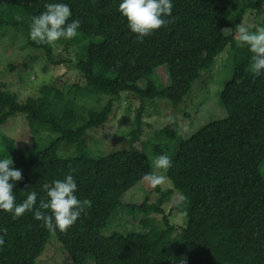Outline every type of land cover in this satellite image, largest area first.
<instances>
[{
  "label": "trees",
  "instance_id": "16d2710c",
  "mask_svg": "<svg viewBox=\"0 0 264 264\" xmlns=\"http://www.w3.org/2000/svg\"><path fill=\"white\" fill-rule=\"evenodd\" d=\"M51 2L68 4L69 20L80 21L76 37L54 42L56 47L59 41L64 43L65 52L69 45L75 47L71 49L73 58L58 55L55 59L52 44H38L29 38L32 17ZM118 3L0 0V12H9L5 20L0 15V29L6 27L0 37L8 39L5 52L17 50L22 57L29 49L42 54L50 65L71 63L83 81L79 87L57 78L43 80L39 94L22 101L7 89L5 80L0 82V130L18 114L23 115L26 126L24 131L22 124L23 133L15 138L0 133V158L9 156L12 167L21 172L13 188L15 201L20 203L28 192L36 191L39 202L45 198L42 185L63 179L71 170L77 198L89 202L63 233L43 228L31 212L16 219L0 212V238L4 241L0 264H36L51 235L72 264H87L89 260L93 264H264V180L259 172L264 160V72L252 73V53L247 46L238 49L239 41L234 38L237 25L248 12L255 13L256 20H264V0H172L168 23L139 41L119 15ZM226 29L232 33L224 35ZM82 40L89 42L78 51ZM227 45L239 52V58L220 93L225 117L179 142L169 158L171 166L164 171L172 188L163 191L154 187L160 195L155 204L145 193L140 205L124 206L122 195L145 183V173H154L146 155L133 147L141 134V109L129 131V149L93 156L84 147L86 132L104 126L121 94L178 105L200 72L212 68ZM82 52L85 57L79 60ZM14 61L4 70L20 66V87L27 89L30 84L27 86L22 77L31 71L34 81L36 64L24 60L15 67ZM159 67L168 72L167 87H160L152 78ZM139 82H146V88L140 89ZM97 96L105 97L103 105L80 109V99L98 101ZM41 126L57 136L39 148L33 146L31 133ZM176 130L174 123L166 125L160 137L169 139ZM63 142L75 147L73 156L58 155L57 148ZM172 192L183 198L186 224L177 227L178 238L165 246V239L177 229L161 209ZM129 206L144 214L162 215L164 228L142 217L146 226L140 232L103 236L102 229L111 215L118 207L124 211Z\"/></svg>",
  "mask_w": 264,
  "mask_h": 264
},
{
  "label": "rangeland",
  "instance_id": "374dc122",
  "mask_svg": "<svg viewBox=\"0 0 264 264\" xmlns=\"http://www.w3.org/2000/svg\"><path fill=\"white\" fill-rule=\"evenodd\" d=\"M6 8V7H4ZM7 10V9H3ZM2 10V11H3ZM3 20L7 19L9 12H0ZM255 13L248 12L244 15L243 20L238 25H250L251 30H255V27L264 24V20L254 19ZM13 14V18H14ZM16 18V17H15ZM14 18V19H15ZM260 21V22H259ZM259 22V23H258ZM6 27H2V30ZM232 32L230 29L223 31L224 35H230ZM76 37V35H75ZM234 38L238 41V35L236 30L234 31ZM97 38L93 39V41ZM8 39L0 37V44L4 46V49L0 45V82L6 81V87L8 90L14 91L17 94L18 101L24 100L27 96H37L39 94L40 86L43 83L53 80L51 78H57L60 82L66 84L76 83L79 87H83V81L77 75L78 73L74 69L71 63H64L59 66L50 65L46 60H43L42 54H34L31 50L27 49V54L21 56V53L16 51L5 52V45ZM82 43L77 46L79 51L80 47L87 44L89 40H82ZM238 49L240 48L239 42ZM68 46V50L64 51L65 44L59 41V46L53 47V57L58 59L59 56H64L65 59L73 58V50L75 47ZM12 56V57H11ZM34 57V58H33ZM81 57V58H80ZM80 59H83L84 52L80 55ZM239 58V52L236 49H232L230 45H227L223 51L216 57L214 65L209 70H203L200 72L199 77L193 82L190 91L184 97L181 103L176 106H171L170 103L164 100H148L139 99L130 94H121L118 101L114 105L112 115L104 126L96 129H90L86 132L88 135L85 140V146L87 152L93 156H105L113 151L129 149L128 145L130 136L129 131L133 127L135 115L139 109H141V134L138 140L134 143V148L138 151H142L149 160L150 165L153 168V160L160 154H167L170 158L174 152V149L178 146L179 142L189 138L192 134L198 131L203 126L221 120L225 117V110L220 102V93L225 83L231 78L234 68L235 60ZM37 59V60H35ZM19 66L22 61H26L27 64H36L33 66V73L36 79L32 81L30 78L31 71H28L23 75L24 83L30 86L27 89L20 87V79L18 78V69L10 71L4 70V66L11 64ZM74 64V63H73ZM45 76L46 78H41ZM50 76V77H49ZM152 78L160 87H167L170 84V79L167 70L164 67H159L153 72ZM33 85V86H31ZM40 85V86H39ZM137 86L140 89L146 88V82H139ZM105 96V95H104ZM104 96H97L95 99L83 98L79 100V107L82 110L89 109L95 106H101L105 103ZM107 97V96H106ZM82 112V111H81ZM85 114V111L82 112ZM23 115L18 114L9 119L4 126H2L0 133H6L8 136H21L23 133L22 124H24V131L26 130L25 120ZM18 122H21V127L18 126ZM171 123H174L177 127L175 133L168 138L160 137L161 130ZM35 131H32L33 146L42 147L56 138V134L51 132L47 127H36ZM4 135V134H3ZM153 137V138H152ZM160 137V138H156ZM58 155L63 157L73 156L76 153V149L73 146L63 142L57 148ZM154 169V174H162L165 176L164 170ZM260 175L264 180V160L259 167ZM166 177V176H165ZM163 191L171 189V183L166 178L162 184L158 185ZM145 189V190H143ZM145 191V192H144ZM145 193L148 195V201L150 203H156L160 197L159 193L155 191L154 187H150L148 183H138L132 189L125 192L120 201L124 206L127 205H140L145 200ZM182 197L177 192H172L169 199L161 206L164 215L169 216L168 222L171 225L177 227H184L186 224L185 206L182 203ZM182 203V204H181ZM178 208L176 209V206ZM140 210L137 211L135 207H127V210L118 209L111 215L110 220L106 226L102 229L103 236H109L112 233L126 234L130 232H140L143 229L144 222L142 223V217L146 220L151 219L155 221L160 227L164 228L162 222V215L157 213H148ZM145 220V221H146ZM179 236V228H177L170 236H168L164 243L165 246H169L172 241ZM54 249V250H50ZM52 256H55L52 258ZM36 264H72L68 258V255L60 248L54 235L50 236L45 250L42 255L37 259ZM87 264H93L91 260Z\"/></svg>",
  "mask_w": 264,
  "mask_h": 264
},
{
  "label": "clouds",
  "instance_id": "9594fccd",
  "mask_svg": "<svg viewBox=\"0 0 264 264\" xmlns=\"http://www.w3.org/2000/svg\"><path fill=\"white\" fill-rule=\"evenodd\" d=\"M172 10V0H119L117 11L124 18L126 27L139 41L151 35L155 30L168 23ZM68 4L51 2L44 5V11L33 16L29 26V38L41 44H52L60 39L70 40L80 28L78 19H71ZM236 32L241 47L247 46L251 56V71L254 75L264 72V24L251 30L250 25H237ZM153 168L164 170L171 166L167 154L156 156ZM21 179L19 169L11 165L10 157L0 158V212L9 213L16 219L26 212H31L33 219L39 221L47 230L63 233L69 229L84 211L89 202L77 198V184L71 174L63 179L45 183V198L37 201V192L30 191L20 203H16L13 188ZM143 179L150 187L163 183L166 177L152 172L145 173ZM4 241L0 238V245Z\"/></svg>",
  "mask_w": 264,
  "mask_h": 264
}]
</instances>
